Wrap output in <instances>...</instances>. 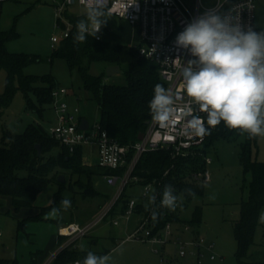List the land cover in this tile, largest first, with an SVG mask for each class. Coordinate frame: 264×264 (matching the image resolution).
<instances>
[{"label": "trees", "instance_id": "obj_1", "mask_svg": "<svg viewBox=\"0 0 264 264\" xmlns=\"http://www.w3.org/2000/svg\"><path fill=\"white\" fill-rule=\"evenodd\" d=\"M84 15L73 17V28L67 38L62 39L51 53L49 60L65 59L71 73L78 74L87 99L95 101L99 108L97 124L106 131L112 139L123 145H134L147 132L152 118L148 107L153 96L155 84L160 83L166 88L162 80L159 67L154 62L140 56L136 46L97 40L88 36L85 42H76L77 21ZM17 37L12 29L0 30V71L5 70L6 82L0 106H6L12 100L16 91L24 94L27 107L43 116L45 105L53 102L52 91L58 86L57 80L50 74L38 76L27 75L24 70L29 65L41 61L39 55L10 53L5 43ZM104 62L110 65H126V85H115L104 82L105 75L93 74L91 67L94 63ZM36 99V102L32 99ZM242 132L239 129H228L223 122L211 131L204 145L217 138L235 139ZM241 147V165L245 175L250 177L247 199L240 202L239 218L234 222L233 231L236 240V259L238 264H264L263 262H249L246 260L250 248L255 243V234L262 212L264 211V162L251 157V140ZM0 144V205L3 197L11 198V205L16 213L22 208L35 207L38 196L50 185H57L50 203L39 207V212L19 221V228L30 222H51L58 228L61 226V213L64 211L61 201L68 199L72 208L76 207V196L82 198L99 196L94 179L109 174H122L121 171L106 169L97 164L91 166L83 164L84 149L76 148L71 153L56 138L51 136L40 124H29L25 131L15 136L5 135ZM41 147L39 155L37 146ZM134 151L131 150L128 161L131 162ZM207 155L199 148L194 156L174 157L169 149H159L145 152L139 158L132 176L137 177V183L131 185H146L156 182L160 192L165 185H171L175 194H183V199H191L195 195L204 194V186L192 179V173L206 167ZM167 172V174H165ZM68 176L67 181L59 178ZM75 179V180H74ZM126 189V188H125ZM125 189L111 208L108 216H119L124 212L129 200L124 195ZM185 190H190V193ZM70 193L71 196H65ZM138 200L136 212L147 215L154 207L160 215L155 220L154 233L162 230L167 223L173 225L193 222L181 221L178 208L169 211L166 208L150 204L149 200L134 197ZM121 203V205L119 204ZM53 208L58 209V219L46 218ZM107 216V217H108ZM65 237H60V243ZM73 244L62 249L50 264H68L75 260L83 261L89 251H79L72 248ZM104 255V254H100ZM0 264H12L8 260H0Z\"/></svg>", "mask_w": 264, "mask_h": 264}, {"label": "rangeland", "instance_id": "obj_2", "mask_svg": "<svg viewBox=\"0 0 264 264\" xmlns=\"http://www.w3.org/2000/svg\"><path fill=\"white\" fill-rule=\"evenodd\" d=\"M203 2L208 4L212 0H203ZM54 5L55 0H17L3 3L0 13V30L13 29L17 33V37L9 39L5 46L10 53L39 55L42 60L26 67L25 74L38 76L50 74L55 77L58 86L69 92L67 98L69 105L78 106L81 114L87 117L91 125H94L99 119V108L95 101L87 99V93L83 90L78 74L71 73L65 59L55 58L52 62L49 60L53 51L51 37L60 39L63 33ZM85 11V8L78 5L68 7L63 13L62 21L71 23L70 19L85 14ZM115 21L117 22L115 26L109 25L112 26L110 27L111 37L107 39L115 42L120 39L118 42L121 44L137 46L140 41L136 38L133 28L117 18ZM107 27L106 23L104 28ZM255 27L257 31L264 29V0H255ZM109 66L112 65L104 62L94 63L91 72L103 73L105 83L126 85L127 79L124 73L127 69L126 65L122 66V72L112 76L107 75ZM6 75L5 70L0 71V98L5 90ZM32 99L36 102L33 96ZM33 123L40 124L49 132L56 125L53 104L45 105L43 116H40L27 107L24 94L16 91L8 105L0 106V144L5 135L21 134L29 124ZM248 138L247 133H242L235 139L221 137L202 146L207 157L212 160L211 164L207 165L211 173V181L200 182L204 186V194L195 195L191 199L184 198L178 210L181 221L190 223L194 218H199L198 222L193 223L191 232H183L182 225L176 224L171 242L161 246L127 238L137 224L139 219L137 215L129 220L119 216H108L87 236L75 241L72 248L79 251L90 250L97 255L111 254L109 264H238L235 256L237 245L233 225L239 218L240 202L247 199L248 195L247 186L250 177L244 174L240 160L241 147L248 142ZM250 144L252 159L264 162V136L252 138ZM91 155L93 158L96 157L95 152ZM93 158L83 164L89 166L96 164ZM64 178L65 181L69 179L68 176ZM94 181L99 196L88 198L76 196V207L63 209L60 215L61 226L71 222L88 223L94 220L115 198L119 185H108L102 176L95 178ZM57 189V185L48 186L38 196L34 206L47 205ZM142 193V186L129 184L124 195L131 198L138 197ZM65 196L70 197L71 194L65 192ZM32 213H34L33 207L24 208L16 213L11 205V198H2L0 259H17L18 264H32V259L39 250L48 251L51 255L53 249L61 248L55 245L58 232V226L55 223L30 221L25 227L19 228V221ZM114 220L119 221V227H114ZM104 225L116 231L127 227V232L115 242L101 238L97 244L93 243L94 237L97 236L96 230ZM200 237H204L207 244H212L213 249L209 250L206 244L201 249L200 257L191 254L186 257L179 256L178 239L191 241ZM51 247L52 249L49 250ZM156 249L158 253L155 252ZM194 250L192 249L193 252ZM211 255L215 256L214 260L210 259ZM246 260L264 261V221L261 219L256 230L255 243L250 248Z\"/></svg>", "mask_w": 264, "mask_h": 264}, {"label": "built area", "instance_id": "obj_3", "mask_svg": "<svg viewBox=\"0 0 264 264\" xmlns=\"http://www.w3.org/2000/svg\"><path fill=\"white\" fill-rule=\"evenodd\" d=\"M8 1L17 0H0V13L2 4ZM75 5L87 9L93 5V0H55L54 8L63 33L60 39L55 36L51 37L52 48H55L62 39L69 36L73 26L70 22H63L62 18L66 8ZM217 5H221L223 10L229 11L234 20H239L245 25L250 24L256 29L255 0H212L208 4L204 3L203 0H108V15L138 27L140 43L136 47L139 54L158 65L160 76L167 85L166 89L178 97V109L183 108L188 103V98L182 91L181 69L193 57L187 50L176 45V37L194 18L203 14L206 9L214 8ZM101 33L102 29L97 34V40L102 39ZM68 96L69 92L59 86L52 91L56 125L49 131L51 136L67 147L71 153L76 148L82 147L84 149V162L93 158L91 154L95 152L96 158L94 160L100 167L115 171L124 169V171L122 174L103 176L108 185H119V188L115 198L98 217L85 224L72 222L59 228V235L67 238L64 247L88 235L95 226L105 220L123 190L132 182L137 183L139 181L137 177L132 176V172L143 153L169 149L174 157L187 158L194 156L207 139V136L201 139L183 134L181 130L184 127V120L177 118L175 123H170L167 127H161L157 122L152 121L147 132L137 143L123 145L109 137L108 133L100 129L97 123L89 125L86 130L81 129L80 108L78 106L71 107L67 102ZM192 107L194 109L193 114L206 118L205 113L195 111V105ZM131 150L134 151V156L129 162L128 156ZM205 162L206 167L204 169L192 173L193 180L204 183L211 181V173L207 169V165L211 164L212 160L207 157ZM158 185L156 182L143 185V193L140 198L149 200V197L155 194V205L159 206L162 192H160ZM180 204L181 202H179L178 207ZM137 205L138 200L132 197L119 217L129 220L136 213ZM153 209L154 207H151L147 215L141 214L140 223L127 237L128 239L161 246L171 242L174 225L167 223L162 230L154 233L156 223L151 217ZM113 225L118 226L119 221L114 220ZM182 230L189 233L191 226L184 224ZM177 241L180 247V257H186L188 254L200 257L202 247L207 244L204 237L191 241H181L180 239ZM207 247L209 250L213 249L212 244H207ZM192 249H195L194 252ZM155 252L158 253L159 251L156 249ZM210 259L214 260L215 256L211 255ZM80 262L82 261L75 260L68 264H80Z\"/></svg>", "mask_w": 264, "mask_h": 264}, {"label": "clouds", "instance_id": "obj_4", "mask_svg": "<svg viewBox=\"0 0 264 264\" xmlns=\"http://www.w3.org/2000/svg\"><path fill=\"white\" fill-rule=\"evenodd\" d=\"M107 7L108 0H93L84 18L77 21L76 42L97 37L108 22ZM175 42L193 57L181 69L182 91L188 103L178 109V97L157 83L148 104L152 120L167 127L179 118L184 120L183 134L201 139L221 122L230 130L247 133L250 139L264 136V29L257 31L234 20L229 11L217 5L189 22ZM193 105L206 118L193 114ZM175 193L171 185H165L159 206L175 211L183 196ZM155 202L152 194L149 203ZM61 205L67 209L71 202L63 199ZM57 214L58 209L53 208L46 218L54 219ZM158 215L153 209V221ZM260 219L264 221V214ZM110 260L111 254L89 251L80 264H109Z\"/></svg>", "mask_w": 264, "mask_h": 264}, {"label": "crops", "instance_id": "obj_5", "mask_svg": "<svg viewBox=\"0 0 264 264\" xmlns=\"http://www.w3.org/2000/svg\"><path fill=\"white\" fill-rule=\"evenodd\" d=\"M111 17H113V16H111V15H107V17H106V19H107V24H108V27L107 28H104V26L101 28L102 29V33H101V37H102V40H105V41H110V42H114V43H120V42H118L120 39H117L116 41L117 42H115V41H111V40H108L109 39V37H111V34H110V27H112V26H115L116 25V21H115V19L116 18H111ZM120 21V20H119ZM123 21V20H122ZM123 23H125L126 25H128V26H130V27H132L133 28V30L135 31V34H136V38L137 39H139V29H138V27L136 26V25H133V24H131V23H128V22H126V21H123ZM109 25H112V26H109ZM108 38V39H107ZM69 97V96H68ZM86 119L87 121H88V119H87V117H85V116H83L82 114H81V120L82 119ZM88 124L89 125H91L90 124V122L88 121ZM96 158V157H95ZM95 158H93V159H95ZM52 199V198H51ZM51 201V200H50ZM50 203V202H49ZM48 203V204H49ZM47 204V205H48ZM44 206H46V205H44ZM36 208H34L33 207V209H34V213H32L31 215H35V214H37L38 212H39V207H37V206H35ZM40 207H43V206H40ZM22 209H24V208H22ZM21 209V210H22ZM20 210V211H21ZM19 211V212H20ZM135 215H137L138 216V221H137V224L135 225V227H134V229L132 230V232L135 230V228L138 226V224L140 223V221H141V217H142V215L141 214H139V213H135L133 216H135ZM28 216H30V215H27L26 217H28ZM132 216V217H133ZM26 217H23V218H26ZM22 218V219H23ZM59 218V215L57 214V216H56V218H54V220L55 219H58ZM53 219V218H52ZM70 220H71V218H70ZM38 222H43V221H38ZM91 222V221H90ZM72 223V222H71ZM78 223H80V222H78ZM81 224H85V223H83V222H81ZM62 226H60L59 228H61ZM114 227H119V225L118 226H115L114 225ZM59 228H58V230H59ZM97 231V233H96V235L97 236H95L94 237V240H93V243H98L99 242V239H109V240H111V241H113V242H115V241H118V239H120V236L121 235H123V234H125L126 232H127V227H123V228H121L120 230H113V229H109V228H107L105 225L104 226H102L101 228H99L98 230H96ZM132 232H129V234H128V236L132 233ZM87 236V235H86ZM127 236V237H128ZM60 237H62V236H60L59 235V233L57 232V236H56V242H55V245H58V246H61V248H59V249H53L51 252V255L50 254H48V251L46 252V251H43V250H39L34 256H35V258H33L32 259V264H50L54 259H55V257L57 256V254L62 250V249H64L65 247H64V243H65V241L67 240V238H64L63 239V242L62 243H60ZM73 244H75V243H73ZM72 245V244H71ZM52 249V247L49 249V250H51ZM84 251H90V250H84ZM92 252V251H91ZM93 253H96V252H93ZM0 260H6V259H0ZM8 261H11L12 262V264H18V261H17V259L16 260H8Z\"/></svg>", "mask_w": 264, "mask_h": 264}, {"label": "water", "instance_id": "obj_6", "mask_svg": "<svg viewBox=\"0 0 264 264\" xmlns=\"http://www.w3.org/2000/svg\"><path fill=\"white\" fill-rule=\"evenodd\" d=\"M117 72H122L120 66L112 65V66H109L108 69H107V75H108V76H112L113 74H115V73H117ZM88 126H89L88 121H87L86 119L83 118V119L81 120L80 128L83 129V130H86V129H88ZM37 149H38V153H39V155H40V154H41V147L38 145V146H37ZM59 180H60L61 182H64V181H65V178H64L63 176H61V177L59 178Z\"/></svg>", "mask_w": 264, "mask_h": 264}]
</instances>
